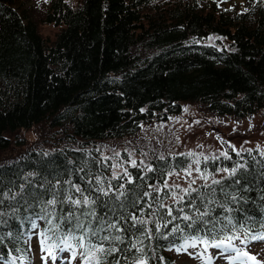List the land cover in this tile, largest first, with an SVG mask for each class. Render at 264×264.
I'll return each mask as SVG.
<instances>
[{"label":"trees","instance_id":"obj_1","mask_svg":"<svg viewBox=\"0 0 264 264\" xmlns=\"http://www.w3.org/2000/svg\"><path fill=\"white\" fill-rule=\"evenodd\" d=\"M200 1L42 0L34 14L26 0H0V264L28 259L39 223L48 249L66 240L78 264L100 246L87 264H174L188 239L264 230V151L200 158V174L224 173L171 199L167 176L191 156L106 146L185 103L236 122L264 113V3Z\"/></svg>","mask_w":264,"mask_h":264},{"label":"rangeland","instance_id":"obj_2","mask_svg":"<svg viewBox=\"0 0 264 264\" xmlns=\"http://www.w3.org/2000/svg\"><path fill=\"white\" fill-rule=\"evenodd\" d=\"M42 0H26V5L31 7L34 14H37ZM214 1L218 7L223 9L243 10L249 8L252 3L258 0H201V4L205 6L211 5ZM264 3V0H260ZM56 28L52 25L42 27L41 32L52 36ZM26 138L32 142L36 138V132L31 130L24 132ZM109 149H114V153L125 149L132 154V158H140L134 156L136 152L142 154L146 152L142 147L155 148L159 153L179 154L184 153L191 156L190 167L184 171H177L168 174L167 183L175 188L179 185L177 192L173 198L178 199L184 189L193 187L195 184L204 181H210L211 178L218 177L224 172H218L217 175H202L197 171L200 158L208 156H217L224 153L227 149L244 150L257 149L264 151V113L257 112L242 119L239 122L209 114L202 111L197 105L185 103L182 104L178 113L170 117V119L155 123L143 124L140 129L131 137H124L118 140H110L106 142ZM134 145H139L140 150L135 151ZM18 147L14 146L7 154H15ZM137 154V155H138ZM136 155V154H135ZM120 171V169H119ZM190 173V175H189ZM194 181V182H193ZM39 224L32 231L29 241L30 250L28 259H21L18 264H78L72 259L68 249L59 251L42 250L41 240L44 239L40 234ZM186 242V241H185ZM185 242L181 245H184ZM186 250L177 252L172 250L170 254L173 256L174 264H253L248 257H240L233 259L237 253L235 250L229 249L225 252L211 244L206 248L200 240L188 239ZM195 242V247L190 246ZM236 248L241 252H248L249 255L255 256L260 264H264V241H252L243 243L242 240L232 241ZM61 248H64L60 246ZM44 248L46 246V240ZM55 257L53 259L52 257Z\"/></svg>","mask_w":264,"mask_h":264},{"label":"snow or ice","instance_id":"obj_3","mask_svg":"<svg viewBox=\"0 0 264 264\" xmlns=\"http://www.w3.org/2000/svg\"><path fill=\"white\" fill-rule=\"evenodd\" d=\"M223 155L227 158V153H224ZM224 171H228V170L227 169H224ZM231 171L234 174L236 172V169L234 168ZM189 175H190V173H189ZM213 183H219V181L213 180ZM165 187H169V186L167 184H165ZM176 187H179V185H176ZM76 191L79 192L80 189L77 188ZM101 191H103V190L101 189ZM157 191H159V190L157 189ZM183 191L188 192V189H184ZM105 194H107V193H105ZM68 199H69V201L71 203L76 204V205H79L81 203V200H79V199L73 200L71 197H69ZM55 202H56L55 200L48 201L49 204H55ZM83 203L84 204H88L89 203V201H88V199L86 197L84 198ZM162 207H164V206L162 205ZM181 211H183V209H181ZM169 215H171V209H169ZM204 215H206V213H201L199 219H202V217ZM133 219L135 220L136 218L133 217ZM173 219H175V217H173ZM183 219L185 221L192 220V218L190 216H188V215H184L183 216ZM139 223H143V221H139ZM191 226L192 225L190 224L189 227H191ZM34 227H35V225H34ZM109 227H115V225H109ZM159 227L160 226L157 225V230H159ZM173 231H180V229L174 228ZM239 238L240 237H238V236H228V237H226L224 239L213 240L211 242V246H213L215 248H218V249H223V251H225V252L229 251V249L235 250V252L237 253V255H236V257H233V259H239L240 257L243 256V257H248L249 260L253 261V264H260V262L256 260V257L255 256L249 255L248 252H241L239 248H236L235 247V245L232 243V241L234 239H239ZM46 239L47 238L45 237V239H42L41 240L42 250H48L50 252V249H45L44 248V244H45V240ZM80 239L82 240L83 237H81ZM102 239H109V238L108 237H103ZM114 239L115 240H121V237L120 236H116V237H114ZM192 239H193V241H195L197 238L194 237ZM199 240H200V243L204 244V246L206 248L210 244V242L207 239L199 238ZM252 241H264V230H261L259 233H249V232L246 231L245 239L242 242L243 243H249V242H252ZM61 242L64 244V248H61L59 245H56V247L58 248L59 251H64L65 248H70L71 247L67 243L66 240H62ZM80 246L81 247H84L83 244H81ZM187 246H189V245H188V242L186 241L185 244L184 245H181L180 247H178L176 249V251L177 252H180L182 250H186ZM190 246L195 247L196 246L195 245V242H193ZM133 247H135V246H133ZM116 251H118V249H115V248H110V249L107 250V252L109 254L112 253V252H116ZM103 252H105V249H104L103 246H100V247H97L95 249V252L88 251V252L82 253V256L85 259L86 264H87V262L89 261V258L95 259V254L96 253H103ZM73 255L75 256V253ZM52 258L55 259L54 256ZM96 264H100V261L97 260L96 261ZM135 264H147V262L145 260H138V261L135 262ZM245 264H246V262H245Z\"/></svg>","mask_w":264,"mask_h":264}]
</instances>
